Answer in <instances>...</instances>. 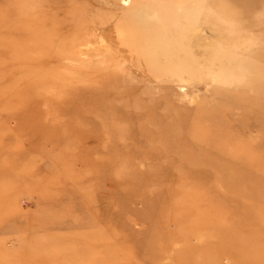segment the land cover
I'll return each mask as SVG.
<instances>
[{"label": "rangeland", "instance_id": "1", "mask_svg": "<svg viewBox=\"0 0 264 264\" xmlns=\"http://www.w3.org/2000/svg\"><path fill=\"white\" fill-rule=\"evenodd\" d=\"M0 264H264V0H0Z\"/></svg>", "mask_w": 264, "mask_h": 264}, {"label": "bare ground", "instance_id": "2", "mask_svg": "<svg viewBox=\"0 0 264 264\" xmlns=\"http://www.w3.org/2000/svg\"><path fill=\"white\" fill-rule=\"evenodd\" d=\"M151 7L148 8H144L141 10H138L137 15L139 17V20L141 21V24L144 23L145 26H157L154 28H157V32L158 37L156 39H153L152 41H150V50H154L155 54L158 55V60L164 61V59L166 60V56L169 55V52H171V56L173 54V56L175 55V61H177V55L174 54L176 51L179 52L177 46H176V41L173 40V38H171L170 32H169V27L168 24H166V20H162V17L159 16V12H156L155 10H151ZM155 9V8H153ZM162 14V12H161ZM160 14V15H161ZM163 15V14H162ZM161 15V16H162ZM138 20V21H139ZM165 21V22H164ZM170 21V20H169ZM140 24V25H141ZM170 24V23H169ZM143 25V24H142ZM53 28H56L55 23ZM144 28V27H143ZM147 29V28H146ZM151 29V28H150ZM171 31V30H170ZM213 32V31H212ZM201 34V33H200ZM204 35V34H203ZM213 38V37H212ZM227 38V37H226ZM218 39V38H217ZM220 39V37H219ZM225 40V39H224ZM215 41V40H213ZM220 41V40H219ZM222 42V41H221ZM233 42V41H232ZM225 44V43H223ZM226 46V45H225ZM233 46V45H232ZM173 47V48H172ZM211 47V46H210ZM220 47V45H219ZM235 47V46H234ZM176 51H175V49ZM205 48V47H204ZM225 48V47H224ZM220 49V48H219ZM208 50V49H207ZM213 50V49H212ZM222 50V49H221ZM166 53H168V55H166ZM227 56V55H226ZM157 60V61H158ZM162 63V62H161ZM160 63V64H161ZM163 65V64H162ZM161 66V65H160ZM164 68V67H163ZM167 68V67H166Z\"/></svg>", "mask_w": 264, "mask_h": 264}]
</instances>
